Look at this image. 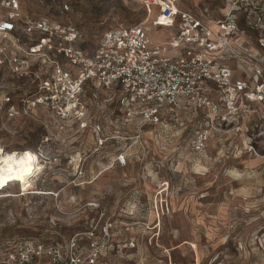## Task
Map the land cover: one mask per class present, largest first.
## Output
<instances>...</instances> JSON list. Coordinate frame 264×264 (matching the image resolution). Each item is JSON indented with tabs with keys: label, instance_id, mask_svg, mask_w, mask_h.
Here are the masks:
<instances>
[{
	"label": "rangeland",
	"instance_id": "374dc122",
	"mask_svg": "<svg viewBox=\"0 0 264 264\" xmlns=\"http://www.w3.org/2000/svg\"><path fill=\"white\" fill-rule=\"evenodd\" d=\"M19 1L16 29L0 34L1 156L30 148L42 167L0 188V264L17 239L64 245L73 237L105 245L101 264H264V106L223 117L186 105L144 125L119 90L90 82L84 115L61 121L32 100L53 60H66L24 30L25 16L74 25L88 52L120 26L144 23L154 46L174 31L155 24L157 8L147 20L145 0ZM179 1L215 18L227 3ZM4 3L0 22L14 13ZM224 63L246 75L233 56Z\"/></svg>",
	"mask_w": 264,
	"mask_h": 264
},
{
	"label": "built area",
	"instance_id": "2783aa9c",
	"mask_svg": "<svg viewBox=\"0 0 264 264\" xmlns=\"http://www.w3.org/2000/svg\"><path fill=\"white\" fill-rule=\"evenodd\" d=\"M4 2L14 13L0 22V34L16 29L20 10L19 0ZM145 4L147 20L157 8L155 24L174 31L164 45L154 46L150 27L141 23L108 30L88 52L80 46L82 34L74 25L25 16L24 30L39 33L44 45L66 60H53L50 79L32 100L33 106L47 108L61 121L80 118L90 82L119 90L121 105L139 115L144 125H158L169 110L186 105L223 117H234L241 99L264 106V70L255 63H264V0H227L222 18L184 9L179 0ZM163 19L167 25L161 24ZM254 38L259 46L253 44ZM229 56L237 59L245 77L236 76L235 69L224 63ZM211 89L218 94L212 95ZM116 161L126 165L127 157L120 154ZM112 226L109 222L104 229L106 241ZM8 247L6 264H101L107 249L97 241L83 246L77 237L64 245L20 238Z\"/></svg>",
	"mask_w": 264,
	"mask_h": 264
},
{
	"label": "snow or ice",
	"instance_id": "6c2138e0",
	"mask_svg": "<svg viewBox=\"0 0 264 264\" xmlns=\"http://www.w3.org/2000/svg\"><path fill=\"white\" fill-rule=\"evenodd\" d=\"M175 11V9H173ZM6 28L12 27L10 24L4 25ZM3 150L0 149V153ZM122 159V158H121ZM35 157L31 153L25 152L23 156L17 158L16 154L9 155L0 160V188H3L11 180L25 182L34 170ZM39 170V169H35Z\"/></svg>",
	"mask_w": 264,
	"mask_h": 264
},
{
	"label": "bare ground",
	"instance_id": "6f19581e",
	"mask_svg": "<svg viewBox=\"0 0 264 264\" xmlns=\"http://www.w3.org/2000/svg\"><path fill=\"white\" fill-rule=\"evenodd\" d=\"M162 23H166L165 19H163V21L161 22V24H162ZM0 149H2V148L0 147ZM25 152L31 153L32 156L35 157L34 166H33V167H34V170L42 167V166H41V163H40V160H39V157H38L37 154L34 153L30 148L24 149L21 153H17V152H13V153L16 154V157H17V158H19V157L23 156V154H24ZM1 154H2V153H0V160H2V159H4L5 157H7V155H6V156H4V158H3V157L1 156ZM9 155H10V154H9ZM9 155H8V156H9ZM11 155H12V154H11ZM34 170H33V171H34Z\"/></svg>",
	"mask_w": 264,
	"mask_h": 264
},
{
	"label": "crops",
	"instance_id": "0c3cea01",
	"mask_svg": "<svg viewBox=\"0 0 264 264\" xmlns=\"http://www.w3.org/2000/svg\"><path fill=\"white\" fill-rule=\"evenodd\" d=\"M233 69H235V67H233ZM242 73L239 72V69H238V71H235L236 76H238V77H245L246 75L245 74H242ZM238 102H239V106L241 107V109L238 111V113L235 116H238V115L242 114L245 111L244 109L247 107V105L248 104L250 106L253 105V102L254 101H249V100H246V99H241V100H238ZM245 103H247V104H245Z\"/></svg>",
	"mask_w": 264,
	"mask_h": 264
}]
</instances>
